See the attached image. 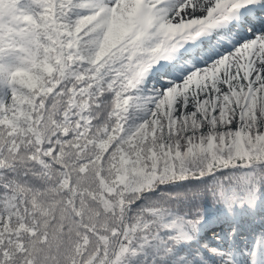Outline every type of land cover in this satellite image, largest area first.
<instances>
[{"label":"snow or ice","instance_id":"snow-or-ice-1","mask_svg":"<svg viewBox=\"0 0 264 264\" xmlns=\"http://www.w3.org/2000/svg\"><path fill=\"white\" fill-rule=\"evenodd\" d=\"M240 222L264 264V0H0V264H235Z\"/></svg>","mask_w":264,"mask_h":264},{"label":"trees","instance_id":"trees-1","mask_svg":"<svg viewBox=\"0 0 264 264\" xmlns=\"http://www.w3.org/2000/svg\"><path fill=\"white\" fill-rule=\"evenodd\" d=\"M254 229H255V231H254ZM214 230L218 231V232H220V231L226 232V231H229L230 229H228L226 225H217ZM260 230L261 229L257 225H252V224H249L246 222H240L238 225L237 235L231 239L229 237L225 236L224 239L220 243L222 244V246H225L226 248L230 244H234L235 246H239L244 237L253 239V236L258 234L260 232Z\"/></svg>","mask_w":264,"mask_h":264},{"label":"rangeland","instance_id":"rangeland-1","mask_svg":"<svg viewBox=\"0 0 264 264\" xmlns=\"http://www.w3.org/2000/svg\"><path fill=\"white\" fill-rule=\"evenodd\" d=\"M243 244L244 246L241 250H237L235 247L228 249L233 255L235 264H249L250 261L251 264H256L258 257L253 250V242L248 239H244Z\"/></svg>","mask_w":264,"mask_h":264}]
</instances>
